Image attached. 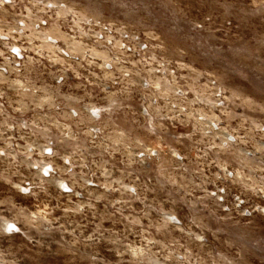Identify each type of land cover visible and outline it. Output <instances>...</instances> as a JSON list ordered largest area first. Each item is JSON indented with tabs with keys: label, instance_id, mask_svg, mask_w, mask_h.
Here are the masks:
<instances>
[{
	"label": "rangeland",
	"instance_id": "obj_1",
	"mask_svg": "<svg viewBox=\"0 0 264 264\" xmlns=\"http://www.w3.org/2000/svg\"><path fill=\"white\" fill-rule=\"evenodd\" d=\"M65 1L143 33L166 57L212 75L226 90L232 125L249 127L245 143L255 148L258 138L264 141V133L252 131L264 125V0ZM41 143L16 145L0 126V264H264V214L247 221L209 218V224L207 216L181 208L196 201L171 189L200 188L196 164L177 168L160 160L131 167L106 161L101 147L63 146L59 152L72 151L73 169L53 178L41 171L53 162L41 155ZM92 151L104 160L92 164ZM253 155L238 161L233 154L245 171L234 186L264 206V152ZM177 173L185 176L180 182ZM57 179L71 191L60 190ZM172 211L181 227L163 221V212ZM188 212L191 221L183 219Z\"/></svg>",
	"mask_w": 264,
	"mask_h": 264
},
{
	"label": "built area",
	"instance_id": "obj_2",
	"mask_svg": "<svg viewBox=\"0 0 264 264\" xmlns=\"http://www.w3.org/2000/svg\"><path fill=\"white\" fill-rule=\"evenodd\" d=\"M226 104V90L212 75L166 57L121 22L84 13L65 0H0V126L16 145L42 140L41 155L53 161L41 167L46 176L73 169L72 151L59 152L63 146L80 152L101 147L106 161L131 167L160 160L177 168L194 163L201 187L171 189L196 201L181 208L207 216L209 224V218L250 220L264 214V206L235 190L245 171L239 172L233 154L251 160L255 151L264 152V141L258 138L255 148L245 143L249 127H234ZM14 131L17 136H11ZM252 131L260 136L264 125ZM123 145L126 152L119 154ZM101 155L92 151L90 162L101 163ZM176 176L178 182L185 178ZM58 181L60 190L71 191ZM27 184L19 186L25 190ZM173 212H163V221L181 227ZM190 212L184 220L193 219Z\"/></svg>",
	"mask_w": 264,
	"mask_h": 264
},
{
	"label": "snow or ice",
	"instance_id": "obj_3",
	"mask_svg": "<svg viewBox=\"0 0 264 264\" xmlns=\"http://www.w3.org/2000/svg\"><path fill=\"white\" fill-rule=\"evenodd\" d=\"M24 191H26V189H25ZM16 227H17V226H16L15 224H9V225H8V229H11V230H15Z\"/></svg>",
	"mask_w": 264,
	"mask_h": 264
}]
</instances>
